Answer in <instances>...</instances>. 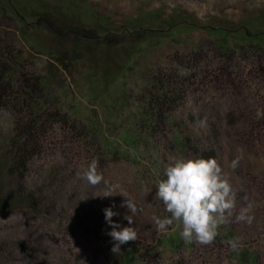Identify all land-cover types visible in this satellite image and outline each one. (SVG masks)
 <instances>
[{"label": "rangeland", "instance_id": "obj_1", "mask_svg": "<svg viewBox=\"0 0 264 264\" xmlns=\"http://www.w3.org/2000/svg\"><path fill=\"white\" fill-rule=\"evenodd\" d=\"M49 22L61 32L51 31ZM240 28L264 31V0H0V48L7 58L20 56L31 79L45 76L51 86L52 117L37 139L40 153L26 184L55 207L50 217L0 210V244L40 245L38 256L17 254L14 260L0 258V264H125L129 248L136 250L133 264H238L227 258L229 241L264 264V131L257 142L237 137L242 115L264 113L263 59L257 50L256 72L250 45L229 55L232 61L222 59L216 47L224 43L230 53L237 42L228 34ZM257 42L264 46V37ZM166 74L178 80L183 97L171 108L169 126L179 124L177 136L195 147L208 138L236 193L233 215L218 226V240L210 245L185 242L183 225L175 222L158 231L153 220L170 216L155 196L169 159L196 158L175 133L162 131L165 123L155 124L152 135L141 133L140 100L152 78ZM16 119L10 106H0L1 155L9 150ZM256 124L264 126V115H257ZM93 159L108 184L118 186L113 196L103 197V183L93 187L77 176ZM120 193L142 209L131 225L124 219L131 212L121 207L127 197ZM249 203L252 222H237ZM113 204L119 213L113 221L138 233L117 253L111 251L103 212ZM223 232L231 239L221 241Z\"/></svg>", "mask_w": 264, "mask_h": 264}, {"label": "trees", "instance_id": "obj_2", "mask_svg": "<svg viewBox=\"0 0 264 264\" xmlns=\"http://www.w3.org/2000/svg\"><path fill=\"white\" fill-rule=\"evenodd\" d=\"M43 17L44 14L39 19H43ZM47 27L51 31L52 29H55L56 31H53L56 34L61 32L59 28H55L52 22L47 23ZM240 30L241 28L229 32L230 34H228L231 35L234 33L237 42V45H235V48H233L230 53H228V48L224 43L217 44V51L222 59L225 61H232L234 56L232 57L229 55H236L237 51L243 49L244 44L250 45L254 55V70L257 72V50L258 54L262 55L260 57L261 60L263 59L262 61L264 65V46L257 42V39L260 40V38L264 37V31L251 34L247 29L244 32H241ZM219 31L222 30L220 29ZM221 33L226 34L227 31H222ZM110 40L111 39L106 43L110 44ZM197 56L198 55L196 54L193 57V60L198 59L195 58ZM12 58V64H7L5 62ZM22 61L23 60H21L20 56H11L10 58H7L6 54H4V50L0 48V106H10L12 112L17 117L13 128L12 138L10 140L9 150L5 154H0V210L6 212L27 209L38 214V216L42 213L41 215L44 217H50L52 211L55 210V207H47V201L42 198V192H38L36 189L34 190L28 187L26 184V178L29 174L33 159L40 153V146L37 139L45 134V125L49 123L52 117L51 114L47 112L48 99L51 92L49 89L51 86L48 82L49 79L45 76L31 79L28 76L26 68H24V62ZM56 61L59 63L62 62L58 57L56 58ZM263 65H259V71L262 76H264ZM217 67H219V65ZM196 77L193 76L191 78L193 83L197 81ZM212 78L213 79L210 81L214 84L216 82L214 79L216 78L213 76ZM152 82L153 85L151 90L146 96L143 95L140 100L143 104L140 114L141 133L152 135L154 134L153 132L157 130V126H154L155 124L165 123V126L163 127L164 129H161L163 132L168 130L175 133V136L180 135L182 132L181 126L179 124L174 125V123H171L172 125L169 126V123L171 122L172 117L170 112L172 106L183 101V97L180 96L181 85L177 79L167 74L161 77H153ZM211 83L209 82L208 84ZM16 85L18 90L15 89ZM241 117L244 123L242 129L239 131V136L237 137L242 139L245 137H251L257 142V134H262L261 132L264 131L263 125L257 126L256 124L255 126V123H257V115L254 114L252 116L250 114H245V116L242 115ZM215 133L218 134L219 130H216ZM94 134H96L95 131ZM177 140L181 147L192 151L193 156L196 158L214 157L216 159V153L209 145L208 138L206 137L200 138L199 142L202 144L201 147L192 146L187 138L182 139V137L177 136ZM50 209L52 210L50 211ZM95 234L99 236L101 241H108L104 235L98 234L97 232ZM222 234V237H219L221 241L231 239L229 232H223ZM215 239L218 240L217 237ZM3 243L0 244V258L5 261H8L10 258H13L14 260L17 254H25L30 258L40 255V245L35 244L33 241H19L12 245ZM242 243H244L245 249L246 247L248 248L246 242ZM239 248L240 245H237V249L235 251L231 250L227 254V258L233 260L238 259V264L256 263V254L253 252L246 254L240 253ZM134 249L135 248H129L128 250H125V253L128 256L125 264L134 263L133 257H136V250L134 251Z\"/></svg>", "mask_w": 264, "mask_h": 264}, {"label": "clouds", "instance_id": "obj_3", "mask_svg": "<svg viewBox=\"0 0 264 264\" xmlns=\"http://www.w3.org/2000/svg\"><path fill=\"white\" fill-rule=\"evenodd\" d=\"M258 117L264 113H257ZM203 123V122H202ZM239 157L234 159L230 167L235 170L238 166ZM99 162L93 159L82 172L77 176L85 180L89 185L96 187L103 183L105 191L103 197L113 196L118 186H110L102 173L98 171ZM164 179L156 184L155 196L165 205L170 216L163 219L153 217L158 231H165L173 223L183 225L180 233L185 242H192L201 245H210L218 235L219 225L229 222L235 209L236 193L232 190L228 176L223 172L221 165L214 157L208 158H175L169 159L164 168ZM123 194V193H120ZM127 199L121 207H127L131 215H125L124 219L131 225L134 222L133 216L142 209L125 194ZM111 207L103 209L104 218L110 226L111 231L107 233L111 237L113 253L120 252L121 245L138 239L137 229L131 226L122 227L113 221L118 212ZM252 209L249 203L242 208L236 216L237 222L246 221L251 223L253 217L247 215ZM233 250L237 249L236 241H229Z\"/></svg>", "mask_w": 264, "mask_h": 264}]
</instances>
